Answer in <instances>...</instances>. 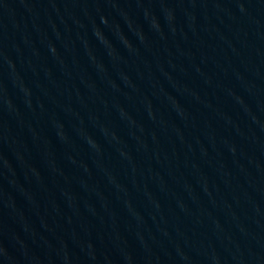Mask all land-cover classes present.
I'll return each instance as SVG.
<instances>
[{"label": "water", "instance_id": "water-1", "mask_svg": "<svg viewBox=\"0 0 264 264\" xmlns=\"http://www.w3.org/2000/svg\"><path fill=\"white\" fill-rule=\"evenodd\" d=\"M0 264H264V0H0Z\"/></svg>", "mask_w": 264, "mask_h": 264}]
</instances>
